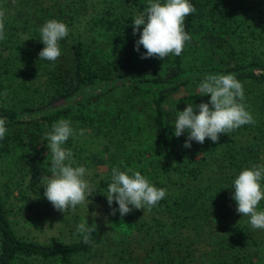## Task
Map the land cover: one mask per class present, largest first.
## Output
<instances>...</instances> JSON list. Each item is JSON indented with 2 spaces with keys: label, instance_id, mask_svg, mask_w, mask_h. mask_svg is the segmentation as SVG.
Wrapping results in <instances>:
<instances>
[{
  "label": "trees",
  "instance_id": "trees-1",
  "mask_svg": "<svg viewBox=\"0 0 264 264\" xmlns=\"http://www.w3.org/2000/svg\"><path fill=\"white\" fill-rule=\"evenodd\" d=\"M189 3L181 55L144 59L133 20L149 0H0V264H264V229L233 199L238 175L264 165V0ZM50 20L69 30L55 62L39 57ZM212 74L242 83L239 102L255 123L216 143L176 137L179 112L210 101L198 86ZM61 119L77 133L62 145L74 163L109 167L102 179L87 174V199L105 207L98 219L83 204L58 211L44 195V137ZM113 167L139 171L165 198L121 216L106 197ZM85 222L96 226L87 244L77 232Z\"/></svg>",
  "mask_w": 264,
  "mask_h": 264
},
{
  "label": "clouds",
  "instance_id": "clouds-1",
  "mask_svg": "<svg viewBox=\"0 0 264 264\" xmlns=\"http://www.w3.org/2000/svg\"><path fill=\"white\" fill-rule=\"evenodd\" d=\"M195 8L189 0H149L148 6L134 20V34L143 26L136 51L142 45L146 56L165 59L169 55H181L185 43L191 39L184 28L185 18L193 13ZM5 10L0 9V40L5 39ZM41 42L45 45L39 53L40 59L55 62L61 55L59 41L68 36L69 30L63 22L47 21L41 28ZM202 96H210L208 103L194 106L189 103L184 111L179 112L175 121L174 135L181 136L189 133L188 141L200 144L209 138L213 143L218 142L220 134L239 129L243 125L255 123L252 115L239 101L244 99L243 85L232 74L207 75L198 86ZM211 106V107H210ZM198 113L196 114V110ZM6 121L0 118V140L4 139L8 129ZM84 129L79 135H84ZM77 135L68 120L55 122L50 132L45 134L47 147L52 157L51 178L44 176L42 185L45 187V197L61 212L75 211L77 205L86 202L91 196L92 189L84 179L86 168L72 166V152L64 145L69 137ZM184 147L191 144L186 142ZM67 162V163H66ZM128 172H132L129 175ZM121 171L118 167L112 169V181L108 185L107 200L109 205L115 202L119 206L121 216L128 214L132 208L151 211L166 196V189H158L139 171L128 169ZM264 165L245 169L234 180V197L238 213L248 216L253 229H264V211H258L259 203L264 200ZM115 214V210L113 212ZM96 226L89 227L87 222L77 226V232L84 243H90Z\"/></svg>",
  "mask_w": 264,
  "mask_h": 264
},
{
  "label": "rangeland",
  "instance_id": "rangeland-1",
  "mask_svg": "<svg viewBox=\"0 0 264 264\" xmlns=\"http://www.w3.org/2000/svg\"><path fill=\"white\" fill-rule=\"evenodd\" d=\"M259 18V16H258ZM260 29V26H258ZM6 30V29H4ZM8 30V29H7ZM67 163V162H66ZM72 166L73 167H80V166H77L74 161L72 160ZM82 167H85L86 168V173H85V176L84 177H87L86 181L89 183V178H88V175L89 174H93L96 175L97 179H102V178H105L107 175H109L110 171H109V167H98V168H94L93 167V170H91V167H88L85 166V165H81ZM88 174V175H87ZM87 202H85L83 204L84 207H86L87 209H89V212H91V215L93 218H99L103 212V210H105V207L103 204L99 203V202H95L93 199H86Z\"/></svg>",
  "mask_w": 264,
  "mask_h": 264
}]
</instances>
